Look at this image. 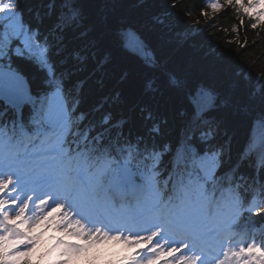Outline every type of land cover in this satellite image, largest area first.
I'll return each instance as SVG.
<instances>
[{
  "label": "trees",
  "instance_id": "obj_1",
  "mask_svg": "<svg viewBox=\"0 0 264 264\" xmlns=\"http://www.w3.org/2000/svg\"><path fill=\"white\" fill-rule=\"evenodd\" d=\"M210 1L12 0L23 30L43 52L0 39V65L19 69L32 96L57 89L71 101L69 116L76 127L60 146L66 153L62 161L71 158L90 169L102 165L94 147L108 150L100 145L109 135L118 150L126 144L142 150L141 157L114 165L129 167L134 176H145L165 192L171 184L178 187L187 181L194 188H185L196 197L225 195L223 183L232 177L233 183L245 178L264 196V139L252 135L254 121H264V6L228 0L213 12ZM62 11L76 20L63 24ZM127 28L144 42L145 56L123 48ZM38 78L47 90L36 94L33 80ZM197 84L211 94L207 107H196L189 98ZM38 114L31 106L20 113H0V135L6 136L14 121L32 134L40 127L34 121ZM150 115L155 120L150 124H156L150 135L157 143L151 144L146 157L145 141L137 137ZM178 118L182 124H177ZM85 139L90 143L83 158ZM184 153L196 159L199 172L171 173L163 168V158ZM207 158L211 164L217 162L214 168L199 164ZM261 208L255 226L257 219L264 222L262 198Z\"/></svg>",
  "mask_w": 264,
  "mask_h": 264
},
{
  "label": "rangeland",
  "instance_id": "obj_2",
  "mask_svg": "<svg viewBox=\"0 0 264 264\" xmlns=\"http://www.w3.org/2000/svg\"><path fill=\"white\" fill-rule=\"evenodd\" d=\"M125 31H133V30L127 28ZM145 55L146 54L142 55L141 57H143ZM206 98H207V96H206ZM206 98L202 99L201 97H198V94H197L196 96L192 97V102L196 107H202V106L207 107L211 104V100H209L207 98L209 100L208 101ZM59 114H60L59 111L55 112L54 117L59 118ZM58 120L60 121L61 118H59ZM252 135L258 136L259 140L264 139V125L261 124L259 121H255L253 123ZM0 156L3 157L4 155H0ZM3 167H4V163L2 161V162H0V168H3ZM42 173L46 174L45 171H42ZM51 189H54V187H51ZM38 200H39L38 203L33 208H29L28 206H26V207H24V209H20V208L17 209L19 214L25 213L28 215V219H27V222H26V225L24 226V228L22 226H20L23 229V233L20 234L19 241H18L19 242L18 247L20 249L19 251L23 252V254L26 253L28 248H29L28 244L30 242H28L26 240L32 238V236L36 233L39 234V233L45 232V234L48 233V235L55 234V236L62 237V242H56L55 240L51 241V256L48 259L47 264H70L72 262L77 263L79 261V258H80L79 254L81 251H83L86 248H87L86 250H89V248L92 247L94 244L95 245L104 244L109 239H113V237H115V236H109V234L104 233V231H102V230L101 231L96 230V229L91 230V229L87 228V226H85L84 224L79 223L77 218H71L70 215L68 214V212L66 213V216L64 218L58 219V221H56L52 218L55 211L47 213L45 210V206L48 205L50 200L46 201V197H40ZM52 200L54 202H56L58 208H62L61 207L62 204L60 202V199L55 200V198H52ZM16 203H18V200H16ZM84 205L85 204H83V206ZM104 211L108 212L109 214L114 212L113 209H111L110 211L107 209H104ZM135 212H136V210L132 209V210L128 211V213H126V214L118 213L114 217V219H116L118 217H123V216L125 218H127L129 216H132ZM46 213H47V215H46ZM13 217H15V216H13ZM191 220H192V218H191ZM193 224L195 225L196 222L194 221ZM199 225H202V224L198 223V226ZM6 227H7L6 236L9 232H11V233L15 232L14 230H13V232L10 231L8 229V225H6ZM209 231H210V229L207 228L206 232H209ZM25 234H26V237H25ZM28 235H29V237H27ZM133 239H135V238H131V237H127V236L123 237L124 242L126 244H129L132 248L131 256L136 258L135 257V255L137 254V250L135 248L136 247V241H134ZM139 239L143 240V238H139ZM74 243H76V246H73ZM144 243L149 244L150 247H154V245L150 242H144ZM231 244L232 243H230V248H231ZM168 252L169 251L167 250V251L163 252L162 254L164 255ZM163 255L158 254L155 258L148 260V261L153 264L154 262H156V260L159 259V257H161ZM228 255H229V253H228ZM177 260H180V262L176 263ZM177 260L176 261L171 260L167 264H175V263L176 264H189V262L187 260L182 259V257H178ZM6 262L7 261L5 260L2 262V264H6ZM140 264H146V263H142V261H140ZM156 264H159V263H156ZM207 264H220V263L209 262ZM225 264H230L228 258H227Z\"/></svg>",
  "mask_w": 264,
  "mask_h": 264
},
{
  "label": "bare ground",
  "instance_id": "obj_3",
  "mask_svg": "<svg viewBox=\"0 0 264 264\" xmlns=\"http://www.w3.org/2000/svg\"><path fill=\"white\" fill-rule=\"evenodd\" d=\"M64 8H65V3L63 4V8L62 9L64 10ZM64 11H62V14L60 15V16H62L63 24L64 23H67V25H71V24H68V23L73 22L74 20H76V18L73 17V16H71V15H67L66 16V14H65ZM209 12L212 13L211 10ZM213 12H215V10ZM53 38L57 39L55 37V35L53 36ZM121 39H123V35H122V38ZM42 49H43V47L42 48H37L35 50V52L42 54V52H43ZM16 50H19V48H16ZM33 60L35 62H41V59H33ZM17 70L18 71H16V70H14V69L11 68V71H10L9 76L13 79V82H15V80H17L18 82H21V85H22L21 89L23 87H25L26 89L29 90L30 83L28 85V82H27L26 78L22 75L23 73L19 69H17ZM20 73H22V74H20ZM41 80L42 79H40V78L33 80L35 82V84H37V86H35V88L37 90L36 91V94H38L39 92H43V91H46L47 90V84H46V82L43 81V80L41 81ZM13 88L14 87H12V86H6L3 83H0V93H4V94L7 95V93H11L12 92ZM192 91H193L192 93H194V96H196L198 94V97H201L202 99H205L206 96H207V98L209 100H211V94L209 93L208 89H206L205 87L201 86L200 84H197ZM187 96H189V95H187ZM12 97L14 98L13 100H12ZM19 98H20L19 95L13 94V96H10V98L8 99L5 96H3V95L0 94V107L2 106L4 108H6V109H0V113L1 114H6V113L10 112V109L11 110H14V109L20 110L18 107H14L15 104H16V102L19 100ZM189 98L191 99L192 97L189 96ZM11 101H12V105H11ZM189 101L190 100H188V102ZM2 118H4V121L6 123H8L7 122V119H8L7 115H2L1 116V119ZM151 120H153V116L152 115H150V120L146 123V125L144 127L145 128V131H140L139 132L140 137H137L138 139H141L142 141H145L144 142V151L143 152L146 153V157L148 156V153L151 150L150 149L151 144L152 143H157L156 141H154V139L150 135V130H152V128H156L155 127V125H156L155 123L150 124L153 121L155 122V120H153V121H151ZM255 121H258V120H255ZM49 122H51V120ZM176 122H177V124H182L181 123V120L179 118L176 120ZM259 122L264 125V121L262 122V121L259 120ZM14 123L15 124L8 123V124H10L12 126L9 127V128H7L5 130V135L9 138V142H13L12 136L18 135L19 130L23 127L22 124L19 123V122H17V121H14ZM142 126H143V124H141V122H140V127L139 128H141ZM182 127H180V128H182ZM124 131H125V127H124ZM143 133H144V135H143ZM253 137H254L255 140L258 139V136H253ZM89 143H90V141L88 139H85L84 142L82 143V146H81V149L80 150H81V156L83 158L86 157V147L89 145ZM196 143H197V140H196ZM100 146H103V147L105 146V147L108 148V150L102 151L99 146L94 147V151L95 152H99L100 155H101L100 158H101V160L103 162V167H99L97 165H95L94 167H91V172H93V173H97V172H99V170H106L107 171V170H109V168H110V166L112 164L122 163V162H125V161H130L133 158L136 159V158L142 156V150H140V149H131L132 147L129 144L122 145L119 150L116 149V147H117L116 142L109 135L105 137L103 143ZM204 146H205V144L202 145V146H200L197 151L198 152H201L204 149L203 148ZM256 146H257V144L256 145H253V147H252L253 150H255L254 148H256ZM191 147H193L192 144H191ZM110 148L113 149L116 154H111L110 151H109ZM214 154L216 155V153H214ZM173 155L174 156L173 157H170V159H168V160L167 159H164V158L161 160V163L163 162V160L166 161L164 163V165H163V168L166 169V170H170L169 172L174 173V171H176V172H189V173L193 172V173H197V172L200 171L199 169L195 168L196 159L193 158V157H191V156H187V153H184L182 155H177V154H173ZM175 155H177V156H175ZM211 161L212 160H208V161H206L205 164L210 165L211 164ZM148 163L151 165L150 162H148ZM33 167H36V166H33ZM24 170L26 172L28 170L31 171L29 169V166L28 165L24 168ZM38 175H40V174H38ZM183 182L185 183V185L187 186V188H189V189H193L194 188V187H191L190 186L192 183H189L187 181H183ZM47 189H49V187ZM126 194H128V195H126L127 196L128 203L131 206H133V208L136 211H139V209L141 208V205H142V201L143 200L142 199H139L136 194L135 195L129 194L128 190H126ZM49 196L52 197L51 194H49ZM152 206L153 205H149V207H150L149 210H151V208H157L158 210H160V209L164 208V206H166V205H164V204H161V205L158 204V205H154L155 207H152ZM56 213H57L58 216L62 217L64 215V210L63 209H59V210H57ZM161 214L163 216L164 212L161 211ZM209 217L210 216H208V218L205 217L206 218L205 221L210 220ZM151 219L152 218H150L149 220H151ZM146 221H148V220H146ZM134 223L136 224L137 221H135ZM155 223H157V224L160 225L159 221H155ZM135 228H137V227H135ZM199 229H201V228H199ZM182 236H183V233L180 232L177 235L173 236L172 239L173 240H182V241H184V238ZM185 245L186 246H189L187 242H185ZM203 246H205V245H203V244L201 246L199 245L195 249V251H198L200 249L202 250V247Z\"/></svg>",
  "mask_w": 264,
  "mask_h": 264
},
{
  "label": "water",
  "instance_id": "obj_4",
  "mask_svg": "<svg viewBox=\"0 0 264 264\" xmlns=\"http://www.w3.org/2000/svg\"><path fill=\"white\" fill-rule=\"evenodd\" d=\"M122 41L124 49L134 56H141L147 51L145 44L133 31H124ZM0 83H3L6 86L14 87L11 93H7V95L0 93L1 95L8 99L10 96H13V94L19 95V89L22 87L21 82H18L17 80L13 82V79L9 75H5L4 79L0 78ZM13 99L14 98L12 97V100Z\"/></svg>",
  "mask_w": 264,
  "mask_h": 264
}]
</instances>
